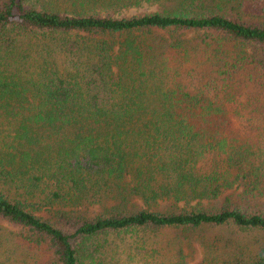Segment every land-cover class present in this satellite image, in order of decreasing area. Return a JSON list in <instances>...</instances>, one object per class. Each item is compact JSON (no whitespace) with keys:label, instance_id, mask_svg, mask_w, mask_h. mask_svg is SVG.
I'll use <instances>...</instances> for the list:
<instances>
[{"label":"trees","instance_id":"obj_1","mask_svg":"<svg viewBox=\"0 0 264 264\" xmlns=\"http://www.w3.org/2000/svg\"><path fill=\"white\" fill-rule=\"evenodd\" d=\"M229 226L199 264H264V0H0V264Z\"/></svg>","mask_w":264,"mask_h":264},{"label":"rangeland","instance_id":"obj_2","mask_svg":"<svg viewBox=\"0 0 264 264\" xmlns=\"http://www.w3.org/2000/svg\"><path fill=\"white\" fill-rule=\"evenodd\" d=\"M143 9L146 6H142ZM135 10V9H132ZM111 14V12H108ZM137 201V208L142 207V202L140 200ZM144 206V205H143ZM176 208L175 204H171L167 201H159L156 205H153L152 210H157L160 212L172 211ZM232 228L229 226L225 227H208L202 228L196 231L192 230H183V229H168L161 231L155 238V246H163L166 249L173 247L175 244H181L184 252H185V261L186 264H199L203 262L205 258L204 254V242L202 238L207 239V241L212 240L215 237L223 236V235H231ZM251 237H264V233H255L251 235ZM173 244V245H171ZM169 245V246H167ZM165 250V249H164ZM140 264V263H133Z\"/></svg>","mask_w":264,"mask_h":264}]
</instances>
